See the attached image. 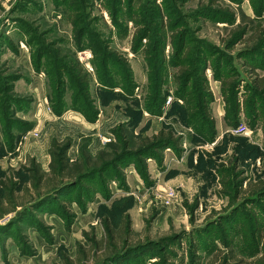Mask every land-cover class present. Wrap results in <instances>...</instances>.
Wrapping results in <instances>:
<instances>
[{
  "label": "rangeland",
  "instance_id": "374dc122",
  "mask_svg": "<svg viewBox=\"0 0 264 264\" xmlns=\"http://www.w3.org/2000/svg\"><path fill=\"white\" fill-rule=\"evenodd\" d=\"M208 8L235 20L231 24L207 20L200 12ZM175 21L186 23L185 28L232 58V71L224 79L236 82L237 97L247 110V100L261 90L264 75L252 61L253 53L264 46L262 0H0V264H63V258L72 264H102L106 255L99 243L106 220L119 248H144L117 264H192L191 244L198 242L202 256L205 249L221 245L219 232L251 226L254 220L264 226V103L257 107L261 116L254 128L239 117L228 124L231 129L224 137L216 134L206 140L200 122L186 113L199 94L191 100L176 97L182 90L175 77L179 71L168 66V82L161 88L166 97L162 115L142 114L157 93L147 76L143 48L147 40L134 52L135 37L164 28V59L170 64L169 25ZM80 31L94 32L128 63L136 88H130L127 99L120 98L121 89L115 90V99L100 97L94 55L89 48L80 50ZM83 52L91 57L81 60ZM75 63L89 74L81 98L97 112L96 120L88 121L71 108L55 114L73 102L75 94L66 87L63 66ZM209 74L210 80L224 79L216 80L207 68V89L213 94ZM199 102L202 105L201 97ZM70 112L81 119L67 115L63 120ZM151 117L156 122L146 121ZM241 123L251 133L235 134ZM161 132L176 142V148H151ZM54 140L69 143L70 164L84 155L104 158L106 172L88 181L91 188H102L103 195H84L83 207L71 200V210L66 205L58 209L65 195L23 214L21 203L29 199L22 189L29 185L25 170L30 160L38 159L48 171L47 149ZM145 150L148 159L142 156ZM77 192L67 196L75 198ZM167 238L178 239L167 248ZM237 248L247 257L256 251V246L242 243ZM205 260L211 264L216 257Z\"/></svg>",
  "mask_w": 264,
  "mask_h": 264
},
{
  "label": "trees",
  "instance_id": "16d2710c",
  "mask_svg": "<svg viewBox=\"0 0 264 264\" xmlns=\"http://www.w3.org/2000/svg\"><path fill=\"white\" fill-rule=\"evenodd\" d=\"M236 2L237 0H231ZM264 3V0H262ZM200 13H204V18L212 22L223 21L226 23H233L234 17L226 14L220 15L219 13H213L209 8L203 10ZM194 20L201 17H193ZM180 21H175L169 25L171 31V46L173 49L172 56L170 57V64H167L165 57V46L167 41V33L164 28L159 27V32L156 33H140L135 37V45L133 47L134 52H138L142 49V43L147 40V45L144 48V60L148 67L147 76L149 78L150 87L156 89L157 95L145 106L143 110L151 116H161L162 107L165 104L166 97L161 96V88L168 82L169 76L167 75L168 66L179 73L176 75V81L181 87V92L176 93V97L185 99L190 96V100L197 97L199 94L203 99V103L198 100H194L191 103L192 110L186 111L190 114L191 120H198L200 122L199 131L206 140H212L216 134V124L209 108L214 100L213 94L207 89V79L205 76L207 68L210 66L214 78L216 80H223L232 71V58L229 57L226 52L219 50L212 46L211 43L200 39L193 32L192 28H185ZM233 40V39H232ZM231 40V41H232ZM77 42L80 50L89 48L93 55V64L96 69V77L98 84L100 85V97L115 99L114 97L116 89L122 90V97L126 98V94L132 87L136 88V84L133 78L132 70L128 63L120 56L111 52L105 42H103L94 32H82L80 31L77 36ZM230 42V41H229ZM264 46L262 49L253 53L252 61L256 67H260L264 70V56L263 59H259L260 55H264ZM229 49V48H227ZM44 54V53H43ZM260 54L254 61V57ZM72 66H63L66 69L65 74L68 76V83L66 87L73 90L74 97L71 106L65 107L62 105L61 110H56L55 114L62 115V113L71 108L74 111L82 113L88 121L97 119V112L93 108L88 109L87 105L82 103L81 94L84 89H87L89 74L86 72L80 64L75 63ZM231 78V77H230ZM228 78V79H230ZM227 79V80H228ZM262 84L258 86L259 91H254L252 96L247 100V117L248 123L254 128L257 119L261 116L258 113V106L264 103V76L261 78ZM225 79L222 81V86L225 94L226 102V123L232 125V122L238 120V105H237V84L234 80ZM224 84V85H223ZM204 86L208 91L204 90ZM203 89L198 92V89ZM61 103V102H60ZM138 104L137 100L135 101ZM201 110H199L200 108ZM249 108V110H248ZM195 110H197L195 112ZM200 113L199 116H195ZM258 113V114H257ZM238 126V125H237ZM236 126V127H237ZM176 142L172 138L166 136L164 132H161L154 138V142L151 143V148L162 149L165 147L176 148ZM178 143V142H177ZM70 146L67 142L52 141L49 151L50 164L49 172L45 173L40 164L35 160H30V166L25 170L28 176L29 185L24 186L22 189L25 194L29 195V199L21 203V207L24 209L23 214L27 211H36L42 208L44 204L51 202H57L58 199L65 197L63 204L58 206V209H62L65 205L71 210V200L78 205L81 204V197L86 196L89 198L93 193H100L103 195L102 188H91L88 181H91L95 175H100L106 172L107 167L102 166L104 164V158L100 156L97 159H93L90 156H82L80 160L75 164H70L68 159V150ZM142 156L149 158L147 150ZM101 166L103 168H101ZM100 169L98 170L97 168ZM106 167V168H105ZM86 187L88 189L86 190ZM78 190L75 198H69L74 190ZM95 191V192H94ZM13 193H15L13 191ZM69 198V199H68ZM83 207V206H82ZM242 234L240 229L242 228ZM237 228V227H236ZM230 228L229 231L219 232L218 243L213 249L206 250L205 255L199 254L200 245L198 242L190 245L188 249L189 260L192 264H204L206 257L214 258L215 262L211 264H264V226L259 224V220H254V223L249 226L248 224H242L239 228ZM126 234L129 233V224L127 226ZM178 238H167L164 242L167 248L173 245ZM245 247L256 246V251L252 256L247 257L243 251H239L237 245L241 244ZM98 244L94 246L97 247ZM101 247L99 250H103L106 259L102 264H117L120 261H126L130 259L132 255H138L137 253L143 251V246L132 249L119 248L116 244L115 230H113L106 220L104 221V240L99 243ZM148 247V246H147ZM146 248V247H145ZM213 250V251H212ZM63 264H72V260L63 258ZM207 264V263H206Z\"/></svg>",
  "mask_w": 264,
  "mask_h": 264
},
{
  "label": "crops",
  "instance_id": "0c3cea01",
  "mask_svg": "<svg viewBox=\"0 0 264 264\" xmlns=\"http://www.w3.org/2000/svg\"><path fill=\"white\" fill-rule=\"evenodd\" d=\"M84 54H86V55H84ZM83 56L86 57L85 59H89V57H91V55H90L89 52H85V53L83 52L82 53V56L80 58L81 60H83V58H84ZM210 78H211V74H209V83H210V87H211V90H212L213 95H214V100L211 103L210 111L212 113V116H213L214 120L216 121V130H217L218 137L219 136L220 137H224V135H226L230 131L231 128L227 125L226 119H225V115H226V102H225V98L223 97V91H222V88L223 87H222V83L220 81H215V80H213V78L210 80ZM237 105H238V111H239L238 112V118L239 117H241V118H244L245 117V119H247V121H248L247 110L244 108V104H243L242 100H240V98H238V97H237ZM67 115L68 116H70V115H77L78 117L77 116L71 117V118H74L77 121H79L81 119L80 118V115H78L76 113H73V112H70V113L65 114L62 117V118H64L63 120H66ZM149 120H152L151 122H156V118H153L152 119V117H151L150 119H147L146 121H149ZM101 121L102 120H100V122ZM96 125H94V126L97 127ZM107 133L108 132L103 133L101 135H105ZM50 147H51V145H49V147L47 149V155H46L47 156L46 157V160H47V158H49V160H47V162L49 161V163H47L48 171L46 172L45 169L42 168V170L45 173H48L49 172V164H50L49 150H50ZM37 163H39L40 165L42 164L41 160H38V159H37ZM44 165H45V163H44ZM41 167H42V165H41Z\"/></svg>",
  "mask_w": 264,
  "mask_h": 264
},
{
  "label": "built area",
  "instance_id": "2783aa9c",
  "mask_svg": "<svg viewBox=\"0 0 264 264\" xmlns=\"http://www.w3.org/2000/svg\"><path fill=\"white\" fill-rule=\"evenodd\" d=\"M170 103H171V98H168L166 104L169 105ZM146 116L148 117L149 115L146 114ZM233 132H234L235 134H237V135H248L249 133H251V131L248 129V127H247L245 124H243V123L239 124V125L233 130ZM102 140H103V142H105V143L110 141L109 139H106V138H103ZM168 201H172V196H169Z\"/></svg>",
  "mask_w": 264,
  "mask_h": 264
}]
</instances>
